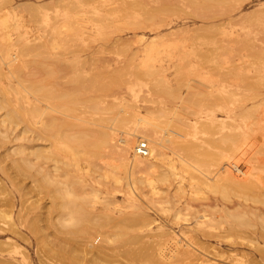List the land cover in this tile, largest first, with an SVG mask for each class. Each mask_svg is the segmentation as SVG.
<instances>
[{
  "label": "rangeland",
  "instance_id": "obj_1",
  "mask_svg": "<svg viewBox=\"0 0 264 264\" xmlns=\"http://www.w3.org/2000/svg\"><path fill=\"white\" fill-rule=\"evenodd\" d=\"M198 88L203 121L178 138L174 107ZM34 89L53 93L45 98ZM32 103L38 115H25ZM50 122L57 129L49 133L43 125ZM228 132L240 134L238 147L220 138ZM100 135L109 146L72 139ZM226 159L230 167L258 168L255 181L262 183L247 194L230 188L229 198L212 191L208 182L214 185ZM263 174L264 0H0V264L129 263L117 240L86 236L74 225V214L55 196L59 188L88 200L91 215L82 226L105 214L145 213L152 223L139 229V247L176 233L158 253L187 244L172 213L189 192L192 209L217 199L234 206L236 233L205 243L204 263L264 264V221L253 216L250 227L234 228L237 207L264 212V202L255 200L264 199ZM93 242L111 256L95 260Z\"/></svg>",
  "mask_w": 264,
  "mask_h": 264
},
{
  "label": "bare ground",
  "instance_id": "obj_2",
  "mask_svg": "<svg viewBox=\"0 0 264 264\" xmlns=\"http://www.w3.org/2000/svg\"><path fill=\"white\" fill-rule=\"evenodd\" d=\"M39 49L40 48H35L34 50H32V49L28 48L27 51H29V52L33 51V52L38 53ZM196 82L198 83V81H195V83ZM199 83L202 84L203 82L200 81ZM200 84H198V85L196 84V85L200 87ZM204 85H206V83H204ZM207 86L208 85H206V87ZM193 87H192V89H194ZM211 87H208L207 89L209 90V88H211ZM207 89L205 88V90H207ZM214 89H215V87H214ZM33 91L36 94H41L45 98H51L52 93H53L52 90H44V89H42V90L34 89ZM200 91L198 88V90L196 89V91L194 90V92L191 91L189 95L184 96L185 95L184 94L180 98H178L179 102L174 107V115H173L174 124H172L173 126H175V127H173V128H175V130H172V131H174L175 136L178 138L182 139V138H185L186 135L188 136L189 135L188 133L190 132V131L188 132V130L195 128L196 125H198L199 123H201V121H203V120H201L203 111L201 110L202 100L199 97V95H201ZM209 92L212 94L211 90ZM219 92L221 94L220 90H219ZM204 93H206V92H204ZM213 94H215V93H213ZM213 94H212V97H214ZM227 94H228V92L225 93L224 96L227 98V101H228V99H230V98L227 96ZM178 96H176V97H178ZM202 96H205V95H202ZM207 96L211 97V95L210 96L207 95ZM216 96H218V93H216ZM221 97H222V95H221ZM223 97H222V100L224 99L226 101V98L225 97L223 98ZM74 99L75 98H73L72 101ZM218 99H219V96H218ZM37 101H38V99H37ZM216 101H217V99H216ZM22 110L23 111H21V108H20V111L18 110V112H19L20 116L23 117L21 112H24L25 108ZM29 111L38 115V113L40 111L39 105L38 104L34 105L32 103V106L30 107V109L28 108V111L25 112V115L27 114V112L29 113ZM31 112L29 114H31ZM244 112L245 111H243V113H242L243 117H244V115L247 116L246 114H244ZM14 113H17V110ZM13 114L10 112V114L8 113V116L12 119L14 117L16 118V116H18L16 114H14L15 116H12ZM229 115H232V114L229 113ZM229 115H228V117H229ZM236 115L239 116L238 113ZM20 116H18V118H20ZM15 118L13 120H15ZM206 119L212 123H216V120H217V119H215V114H212V113L207 114ZM173 121H171V123H173ZM205 122H203V123H205ZM208 122H207V125L210 124V123L208 124ZM248 122H249V120H248ZM233 125H235V124H233ZM254 125H252V126H254ZM43 128L48 130V132L50 133V132H53L55 129H57V124H55L54 122H50V124H48L47 126H46V124H44ZM233 128H235V127L233 126ZM152 131H154V130L152 129ZM230 134H231L230 132L222 134L220 138L223 139L224 143L230 144L229 146L233 149V148H235V146H237L236 144L238 143V138H239L240 134L238 135V134H235L234 132H233V134H235V135H233V134L230 135ZM236 135H238V137ZM173 138H175V137H173ZM72 139H74L75 141H78L79 144H81V145H93L96 148H100L102 145L109 146L111 143V140L107 136L104 137L102 135L97 136L94 139L89 138L88 136L87 137L86 136H72ZM174 142H176V141H174ZM114 145H115L114 149H118V145L117 144H114ZM141 149H143V148H141ZM259 149L260 150H258V151H263V150H261V148H259ZM120 151L122 152L124 157L128 154V148L121 149ZM144 151L147 152L149 150L144 149ZM159 155H161V154H159ZM137 161L142 162L143 160L140 158V156H138ZM226 161H227V163L224 164V168L221 166L223 169L221 168L222 170L220 172L218 171L219 173L217 174L216 178L212 181V182H215L214 185L216 184V182H218V180H222L223 183H220V181H219V183H218L219 185L217 184L214 186L208 182L209 188L212 191L213 190L219 191V192L221 191L220 193L222 195H224L223 197H227V198H229V195L231 193L230 188L236 189L237 192L239 190H241V191L250 190L251 188H252L251 190L255 191L254 190L255 187L252 185H254V183L260 184V182H261L260 180H259L260 181L259 183H257L255 181L256 180L255 178H258L256 176L259 175L258 174L259 172H255L254 169L256 170L258 168L250 166L248 168V170H244L243 167L242 168L238 167L239 165L236 166L237 164L236 165L234 164L235 167H230V162L227 159H226ZM250 161H252V160L250 159ZM245 163H247V161ZM255 173H257V175H255ZM166 177H167V175L163 176V178H166ZM243 182H244V184H243ZM210 186H212V187H210ZM253 187H254V189H253ZM234 192H235V190H234ZM233 193H231V194H233ZM239 193H241V192H239ZM244 193L247 194V192H244ZM249 193H250V191H249ZM153 194L154 195L159 194V192H157V189L155 190V192H153ZM189 194H188V196L190 198H185L181 204L174 206V208H173L174 211L172 213L173 214V216H172L173 221L176 223L179 222L180 224H183L182 230L186 236L185 241L187 244H185V245H179V244L174 245L173 244L174 246H172V248H170L171 249L170 253H164V252L158 253L157 249L161 248V246H159L161 244L160 242L169 243V242L173 241V239H175V238L177 240V236H176V233H174V232L162 233L161 236L160 235L158 236L160 238V240H159V242L156 243V245L148 246L147 248L139 247L138 243L140 241H142V237H141L139 229L148 227L152 223L145 213L137 214V215H130V216H122L118 219H116L111 214H105L102 219L95 221V222L92 221L91 223H89V225H86V226L83 225L82 226L83 221L88 219V217H90V215H91L90 213L87 214V211H85V208L88 204V200L85 198L79 199L74 195L73 192H70L68 190H64L62 188L55 190L56 198H59L61 201V208H63V209L67 208V210L72 211V213L74 214L72 217V219L74 220V225L78 226L80 228V230H83L85 232L86 236L89 235V237H90L92 232H97L99 235L105 234L106 239L108 238V239L117 240L118 244L122 248H124V250H123L124 254H122L121 256L122 257H123V255L126 256V257L125 256L124 257L129 261L128 264H140V263L143 264L144 259H145V264H147L148 262L150 264H153V262H156L159 258H163L164 260H165V258L167 259V260H165L166 263L162 262L163 261V259H162L161 262L163 264H187L189 261H192V262L194 261L195 264H205L204 263L206 261L205 260V254L203 253V251H201L202 249H206V248H204L205 243L209 242L212 238H219V239L225 240V238L227 237V235H225V234L230 233L229 230L231 231V233H232V231L234 232V230H231V229H233V227H231L232 224L230 225V210L234 206L232 208H228L220 199L221 200L220 202H222L221 204H223V207H221V206H219L218 200L213 198L212 203L209 204V206H207V207L201 206V208L192 209V205H191L192 197L191 196H193L192 194H194V193L189 192ZM262 198H264V197H262ZM178 199H181V198H178ZM218 199H219V197H218ZM255 200H257V201L259 200L258 203L264 202V199H261V197L259 198V196ZM154 202H156V204H159L160 200H158V198H155ZM234 204H235V202H234ZM237 204L238 203H236V205ZM242 204H244V206H247L246 203L242 202ZM261 204H264V203H261ZM238 206H240V205H238ZM252 207L251 208H249V206L248 207H240V208L237 207L238 210L237 209L236 210L238 212L236 211L237 215L236 216L234 215L235 220L233 219L234 222H236L235 227H234L235 229L240 230V229H242V227L245 228L249 224L251 225V218L253 216H255L254 218H256V219L259 218V219L264 221V212L257 211V210L255 211L254 208H252ZM258 207H256V209ZM262 208L264 209V207H262ZM232 210H235V209H232ZM256 221H258V219ZM224 223L228 224L229 229L224 228L222 226V225H224ZM259 224H260V222H259ZM250 225H249V227H250ZM253 225L251 226V228L253 227ZM107 226H110L109 229H106ZM261 226H263V224H261ZM230 227H231V229H230ZM246 230L247 229H245V231ZM248 232H249V230H248ZM234 233H236V232H234ZM261 233H263V232H261ZM250 234H251L252 238H255V239L258 238L256 233L252 234V232H251ZM175 241H173V243ZM163 245L165 246V243ZM163 245H162V248H163ZM89 247L90 248L93 247V249L89 250V251L94 256V259L97 260L98 262H99V259L103 255H104L103 257L106 256V258L111 256V253L104 246L94 247V242H93V243H89ZM205 247H207V246H205ZM109 248H111V247H109ZM117 248H118V246H117ZM117 248L115 247L113 250H115ZM160 250H164V249H160ZM263 251H264V249L262 250V253H260L262 259H264V252ZM146 260H147V263H146ZM124 262H125V260H124ZM247 264H249V263H247Z\"/></svg>",
  "mask_w": 264,
  "mask_h": 264
}]
</instances>
